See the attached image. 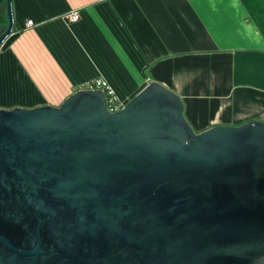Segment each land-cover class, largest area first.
Here are the masks:
<instances>
[{"label": "water", "instance_id": "1", "mask_svg": "<svg viewBox=\"0 0 264 264\" xmlns=\"http://www.w3.org/2000/svg\"><path fill=\"white\" fill-rule=\"evenodd\" d=\"M0 264H264V120L196 132L157 81L0 107Z\"/></svg>", "mask_w": 264, "mask_h": 264}, {"label": "crops", "instance_id": "2", "mask_svg": "<svg viewBox=\"0 0 264 264\" xmlns=\"http://www.w3.org/2000/svg\"><path fill=\"white\" fill-rule=\"evenodd\" d=\"M11 4L0 107L59 105L87 80L104 78L123 104L148 81L165 85L181 96L196 132L264 120V0Z\"/></svg>", "mask_w": 264, "mask_h": 264}, {"label": "built area", "instance_id": "3", "mask_svg": "<svg viewBox=\"0 0 264 264\" xmlns=\"http://www.w3.org/2000/svg\"><path fill=\"white\" fill-rule=\"evenodd\" d=\"M77 16H78L77 13L74 11L69 14V17L71 19H76ZM32 23H33L32 20L26 21V25H31ZM83 88H85V89H97V90L103 91L104 96H105L106 105H107V108L109 111H116L124 105L117 98L112 87L107 82V80L104 78H93V79L87 80L84 83Z\"/></svg>", "mask_w": 264, "mask_h": 264}, {"label": "trees", "instance_id": "4", "mask_svg": "<svg viewBox=\"0 0 264 264\" xmlns=\"http://www.w3.org/2000/svg\"><path fill=\"white\" fill-rule=\"evenodd\" d=\"M8 22L7 12H6V3L3 1L0 3V33L5 29ZM15 28V24L13 29Z\"/></svg>", "mask_w": 264, "mask_h": 264}]
</instances>
